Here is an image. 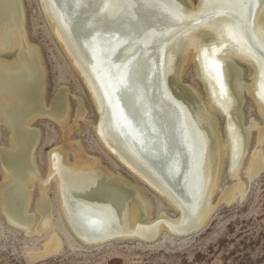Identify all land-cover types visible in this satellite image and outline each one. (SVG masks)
Instances as JSON below:
<instances>
[{"label": "bare ground", "instance_id": "bare-ground-1", "mask_svg": "<svg viewBox=\"0 0 264 264\" xmlns=\"http://www.w3.org/2000/svg\"><path fill=\"white\" fill-rule=\"evenodd\" d=\"M44 1L48 17L53 23L54 32L78 74L86 83L87 90L92 97L99 121L89 123V125L93 127L103 148L112 156L114 155L116 160L132 174L146 181L156 193L175 196L180 201L177 203L178 208L175 206L179 211V217L172 219L163 213L156 219H152L149 201L136 184L120 173H111L100 159L88 157L82 145L70 142L71 140L65 146L56 147L49 152L47 176L44 175L46 178H42L35 158L40 133L33 130L32 126L43 119L55 122L62 127L65 140L69 139L73 131V127L68 125L71 104L69 90L66 89L58 90L52 98L46 100L48 92L46 67L44 68L45 64H43L38 47L31 45L27 39L28 34L23 24L24 13L20 0H0V123L3 122L10 131L11 144L10 149L0 148V167L4 174V180L0 185V212L12 225L30 232L36 223V217L34 218L28 211L34 198L29 187L38 185L40 197L38 196L35 203V212L40 220H38L39 224L35 232L39 234L47 231L53 224V205L48 195L50 186L54 183L63 220L80 240L88 244L119 240L127 238L130 234H135L134 237L153 240L163 228L178 233L201 229L210 220L215 210L211 199L219 187V173L224 158L226 156L229 158L230 177L233 179L238 175V168L248 152L254 128L258 130V146L253 149L248 176L254 177L263 167L261 148L264 145V126L260 127L254 120L248 125L244 124L242 107L245 93H250L264 117V0H241L244 2L240 7L235 6L232 0H200L198 6H194L190 0H183L186 5L184 8H179L177 4L176 7L170 6L163 11L167 16H171L175 23L169 27H154L148 24L146 30H149V35L145 33L144 35L148 36L144 37L140 34V37L133 42L134 47L137 48V54L142 51L148 55L152 54L151 60L161 78L160 85L155 86L157 90L162 87L165 91L168 88L164 80L173 65L177 64L178 54L183 59H181L182 62L193 61L196 64L198 78L205 85L206 99L203 100L202 95L192 86H182L180 94L181 97L187 99L190 120L192 123L195 120V125L205 140V150L208 155L204 156L203 160L205 162L208 160L207 167L212 168L214 174L217 175L214 184L212 183L213 187L209 190V194L207 193L209 198L207 206L202 205V199L198 194L194 163H192L193 169L181 166L185 156L180 149L178 137L180 135L183 139L189 133L185 130L184 122L175 117L171 104H166L168 115L166 119L163 117L164 124H161L158 118V125L156 123L145 124L148 130L155 132V135L151 132L154 135L153 138L158 139L157 143L161 149L155 147V154L144 150L145 138L141 130L131 127L129 122L126 123L118 116H115L113 120L110 118L109 108L112 105V94L122 107L124 116L126 115L124 100L136 116L148 112L145 109V104L148 103V89L145 84L146 77L147 79L149 77V74H145L148 57H144L143 64L137 66L133 73L134 83L131 81L129 85L134 86L131 89L132 95H140V97L130 96L126 87L122 85L111 86L112 92H110L102 82L100 72L95 70V67L93 71H90L86 65L81 57L83 54L81 41L72 30L65 26L63 20L60 19L59 9L57 10L56 7L64 5L74 27L77 26L79 18V14L73 12L74 9L84 8L83 10H86L84 15L91 11L95 16L93 19H96V32H102L101 26L106 20L108 29L113 18L116 20L114 23L116 26L110 25L109 30L114 31L117 30L114 28L118 27L123 30L124 27L133 30L135 6H130L128 2L137 5L140 0H89L86 2L85 0H56L58 4L55 0ZM146 4L152 6L149 2H145L142 5L143 9L146 8ZM94 8L96 10L93 11ZM240 8L242 9L239 10ZM245 9L246 17L244 18L239 11ZM101 19L103 24L99 23ZM89 34L94 35L93 32ZM132 38L134 37L130 39ZM152 40H154L153 43ZM166 40H168L166 48H171L178 40L182 44L181 51L173 56V63L170 66L163 50H160V55L159 53L154 55L152 52L157 42L159 44ZM88 47L91 49V45ZM208 48L213 49V52L207 55ZM11 54L14 55V59L10 61L7 58H10ZM135 63L141 64L137 61ZM240 63L252 67L250 82L244 80V72ZM87 64L93 67L92 63ZM220 67L222 70L218 72ZM213 71H217L215 79ZM111 79H113V84H116L114 78ZM103 80L105 81V78ZM178 82L180 83V80ZM164 94L167 98L169 97L168 93ZM157 100L160 101V98ZM174 107L176 108V105ZM195 109L198 115L196 113L193 115ZM86 113L83 103L78 102L76 105L77 119L84 117ZM216 113L225 115L223 132L213 116ZM210 117L212 123L208 122V119L211 120ZM202 118L206 122L207 131H205L206 127ZM144 121L145 119L142 118V122ZM125 124L126 129H124ZM117 130L123 134L124 139H118ZM129 132L135 136L132 153H129L130 139L126 136ZM213 134L217 136L216 151L213 149ZM111 142L120 147L121 153L114 149V143L112 146ZM172 145L180 153L179 158L171 149ZM164 146H167L165 151H163ZM135 153L139 159L134 155ZM70 154L73 155L74 161H71ZM161 154L165 165L169 168L170 173L168 174H166L165 165L160 166L153 158ZM173 160L178 164H175ZM176 165L178 175L174 174ZM155 168L161 170L168 178L162 176ZM182 192L184 194L187 192L188 200ZM236 193L242 195L245 193V185L241 180L226 188L221 199L231 202L235 199ZM100 194H112L111 202L100 199ZM189 194L193 200H190ZM60 245L61 239L54 230L44 245L45 250L33 253L32 257L43 258L52 254Z\"/></svg>", "mask_w": 264, "mask_h": 264}, {"label": "rangeland", "instance_id": "rangeland-1", "mask_svg": "<svg viewBox=\"0 0 264 264\" xmlns=\"http://www.w3.org/2000/svg\"><path fill=\"white\" fill-rule=\"evenodd\" d=\"M20 1L24 13L23 24L26 33L28 34L27 39L31 45L38 47L43 59V64H45L44 68L46 67V86L48 90L46 100L52 98L58 90L66 89L69 90V102L71 104V115L68 125L70 124L69 126L73 127V131L69 139L66 138L65 140L62 127L60 125L58 126L55 122L43 119L39 120L34 126H32L33 130L40 133V141L37 145L38 148L36 147L37 149L35 150V158L42 178H46L47 176L49 152L56 147L65 146L66 143L68 144L71 140L70 142L82 145L88 157H96L100 159L104 167L111 173H120L127 180L136 184L149 201L152 219H156L163 213L172 219L178 218L179 211L176 207L178 208L177 203L180 201L175 196L172 195L173 197H171L169 195L167 196V194L161 195L156 193L153 187H151L146 181H142L137 175L132 174L122 163L116 160L114 155L112 156L111 153H108L103 148L93 127L89 125V123H97L99 121L96 107L87 90L86 83L78 74L74 64L54 32L53 23L47 14L45 1ZM86 1L89 0H85V2ZM190 1L194 6H198L200 3V0ZM145 2H149L153 7H157L161 12L167 9V7L170 8V6L174 8L177 4L179 5V8H184L186 6L183 0H140L138 5L140 4V7L142 8V5ZM128 3L130 6H136L130 2ZM56 4L58 3L56 2ZM56 7L57 10L59 9L61 12L60 14L58 10L60 19L63 20L65 26L73 31L79 41L86 42L87 45H81L83 49L81 57L89 67L90 71H93V68L95 67L90 59L91 50L88 47L90 45V38L94 37V35H100L103 40V37L106 36V39L109 38L108 40L118 39L120 41V50L114 55V59L112 60L113 66L124 67V69H126L125 72L127 71L128 74H122L119 78L116 75L115 77L111 76L114 78L116 84H113L111 80L109 83L106 81V83L109 86H125L130 96L136 98L140 97V95H132L131 89L134 86L129 85L131 81H133L132 76L137 69V66L142 65L143 61L141 59V61L138 62L137 59H139V57L137 54V48L134 47V43L126 44L130 38L125 30H109L110 25L116 26L114 25V23H116L115 18H113L114 22L113 20L111 21L108 29L106 28L107 20L105 21L106 24H103L101 19V22L99 23L103 24L101 26L102 32H96V19H93L95 16L91 11V13L89 12V14L84 15L86 12V10H83L84 8H75L73 12L78 13L79 18L77 26L74 27L71 18L68 17V14L64 9V5ZM94 10L96 9L94 8L93 11ZM133 11L135 13V9H133ZM145 31L147 30L145 29ZM89 32H93L94 35H90ZM148 32L149 30L147 31V34ZM167 41L168 40L162 43L163 46L161 48L168 65L170 66V64L173 63V56L181 51L182 44L181 41L178 40L171 48H166ZM212 52L213 49L211 48H208V51L206 50L207 55ZM207 55L206 57L208 58ZM178 56L179 57L176 60L177 64L173 65L171 71L166 75V77L169 76L167 77L169 81L165 77L164 81L166 83H164L166 88L168 87L165 90V93H168L169 102L171 104L173 102V104L170 105L171 109L175 108L174 106L176 105L175 110L183 114V117H181L180 114L179 119L184 122L185 130L189 133L187 137L189 146L194 154L193 163L196 169V186L199 191L198 194H200L202 199V205L207 206L209 202L207 193L211 187H213L212 185L214 184L217 175L214 174L212 168L207 167L208 160L206 162L203 160V157L208 155L205 150V140L200 135V130L195 125V120L193 123L190 120V113L187 109V99L181 97L180 94V91L183 89L182 86H192L198 90V93L202 95L203 100H205V85L203 81L198 78L196 64L193 61H187V63L184 61L182 62L183 59L180 58V54H178ZM7 59L10 61L13 60L14 55L11 54L10 58ZM135 61L141 64H136ZM88 62L92 63L93 67H90L87 64ZM240 66L244 72V80L250 82L253 73L252 67L245 63H240ZM98 67L100 71H103L101 64H99ZM221 70L222 68L220 67L217 71L219 72ZM181 72L182 75H180ZM216 72H212V74L215 75L213 76L214 79L217 76ZM93 75L94 74H92V76ZM108 79L109 76L105 77V80ZM179 80L180 83L178 82ZM138 83L141 84V82ZM169 84H171V86ZM137 93L139 94L138 90ZM244 96L245 101L242 107L243 119H245L244 124L248 125L254 120L260 127L264 126V117L258 110L259 107L257 103L254 101L250 93L247 94L246 92ZM78 102L83 103L87 113L84 117L77 119L76 105ZM172 110L174 112V109ZM195 113L198 115L196 109L193 115ZM175 115V117H177V114ZM209 115L210 112L208 118ZM156 116L159 122L164 124L166 114L157 113ZM213 116L218 122L220 130L223 132V124L226 120L224 119L225 115L216 113ZM182 118H184V120ZM185 118L187 119L186 121ZM202 121L206 127L205 131H207V125L203 118ZM208 122L212 123V119H208ZM190 132H192L191 135ZM9 133L10 131L7 130L6 125L3 122L0 123V148L5 149L6 147V149H10L11 144ZM257 137L258 130L257 128H254L248 152L245 154L243 161L238 168V175L233 179L230 177L229 158L228 156L224 158L223 166L219 173V187L215 191V194L213 195L214 197L211 199V204L215 207V210L212 212L213 214L211 215L210 220L201 229L178 233L163 228L153 240H147L141 237L138 238L136 236L134 237L135 234H130L127 238L119 240L113 239V241L111 240L101 244H88L80 240L63 220L60 213L55 184L53 183L50 186L48 195L53 205V224L47 231L45 230L38 234L35 232V229L39 224L38 220H40V217L35 212V203L40 197V191L38 185L34 187L30 186L29 189L33 192L34 198L28 207V211L29 214L34 216V218L36 217V223H34V227L31 229L32 233L31 230L30 232L24 230V232L23 229L12 225L7 217L0 212V264H264V145L261 148L263 154L262 170L252 178L248 176L250 160L254 152L253 149L258 146ZM127 138L130 139L128 142L129 153H132V145L135 144V136L132 132H129ZM212 138L213 149L216 151L217 136L213 134ZM113 143L114 142H111L112 146ZM115 145L117 144L114 143V149L121 153V150L119 149L120 147L118 145L115 147ZM159 149H161L160 146ZM171 149L179 158L180 153L173 147V145ZM134 155L138 158L137 153ZM70 159L71 161H74L72 154H70ZM174 159H176L175 156ZM1 168L2 167H0V185L4 180V174ZM156 171L165 178H168V176H166L161 170L156 169ZM174 174L178 175L177 169H174ZM239 180L245 185L244 195L236 193L235 199L231 202L228 200H222V194L226 188L238 183ZM175 192L177 191L175 190ZM111 198L112 194H100V199L104 201L111 202ZM104 224H106V222ZM52 230H55L61 239V245L59 248L52 254L46 255L43 258H33V253H39L45 250L44 245L50 233L53 232Z\"/></svg>", "mask_w": 264, "mask_h": 264}, {"label": "water", "instance_id": "water-1", "mask_svg": "<svg viewBox=\"0 0 264 264\" xmlns=\"http://www.w3.org/2000/svg\"><path fill=\"white\" fill-rule=\"evenodd\" d=\"M232 2L235 6L240 7L242 2H244V1L232 0ZM145 7H146L145 9L141 8L140 4L139 5L137 4L135 6V19H133V23H132L133 24L132 26H134V29H133L134 31L129 29L128 27H124L126 34H128L130 38L134 37V38L128 40V42L126 44L135 42L137 40V38L140 37L139 36L140 34L144 35L145 33H147L148 30L145 31V29L148 26V24H151L154 27H157V26L169 27V25L175 23V21L173 20V18H171V16H167L166 14H164V12H161L157 7H153V6H150L147 4ZM242 8H240L239 10H241ZM153 9H155L156 12ZM239 13L244 18L246 17V9L242 10L241 12L239 11ZM124 25H126V24H124ZM150 28H153V27H150ZM114 29H120V28L118 27V28H114ZM162 29H166V28H162ZM166 31H168V29H166ZM148 35H144V37H146ZM103 38H104V40L101 39L100 35H94V37L90 38L89 42L91 45V49H90L91 50L90 51L91 61L94 63L95 70L100 72V78H101L102 82L104 83L105 87H107L108 90L110 92H112L111 86H109L105 81H107L109 83L110 80L113 81V79H110V78H112L111 76L115 77V75H116L119 78L120 75H122V74L125 75V73H127V71L125 72L126 69H124V67H122V66H113L112 60L114 59V55L120 50V46H121L120 41L118 39L108 40L109 38L106 39V36H104ZM153 41L154 40H152L151 42L153 43ZM160 43L158 44V42H157L156 44H158V45L155 44V47L152 50V52H154V55H156L158 53H159L158 55H160V50H162L161 47L163 46L162 43L161 44ZM85 44H86L85 41L81 42L82 46ZM151 55L152 54L148 55L144 51L138 52V57H139L138 62H140V60L143 59L144 57H148V61H147V65H146V73H145L147 75L149 74L148 79L146 77V80H145V84H146V87L148 89V91H147L148 103L145 104V109L148 112L143 113L140 116H136L133 113V111L129 108V106H127L126 100H124L125 110H126V112H125L126 115L124 116L123 115L124 112L122 111V107L117 102L114 94H112V97H111L112 98V105L110 106L109 109H110V118L112 120L116 118L115 116H118L119 119L126 121V123L129 122L131 127L138 128L139 130H141L142 136L145 138V142L143 143L144 150L146 152H151L152 154H155L154 148L155 147H157V149L159 148L158 143H157L158 139L153 138V136L155 135V132H153V130H151V131L148 130L146 125H151L152 123H156V124L158 123V120L156 117L157 113L158 114L163 113L164 115L165 114L168 115L167 110H166V104H171V103L169 102V99L164 94L165 91L163 90V88L161 87L159 90H157L155 87L156 84L158 85L161 82L160 81L161 78H160L159 71L156 69L153 61L151 60ZM99 64H101L103 71H100V69L98 67ZM134 68H133V70H134ZM104 74H105V76H104ZM107 76H109V79L104 81L103 79ZM132 80H133V76H132ZM162 90L164 91V93ZM153 93H154V95H153ZM157 96L160 98V101L159 100L156 101V99H159ZM175 114H177V117L179 119L180 113L177 112L174 108V115ZM142 118H143V120L145 119V121H144L145 123L142 122ZM124 127H125L124 129H126V124L124 125ZM161 131L163 132V130H161ZM117 134L119 135L118 139H120V138L124 139L122 136L123 134L119 130H117ZM126 136L128 137V134H126ZM178 141L180 144V149L183 152V155L185 156V158H183V160H182V165H181L182 168L188 167L189 169H193L192 163H193V159H194V156H193L194 154H193V151L188 144V137H183V139H182L181 136L179 135ZM166 148H167V146H164L163 151H165ZM144 150L142 149V151H144ZM153 158L160 166H164L166 164L162 154L156 155ZM173 162L175 164H178L177 161H175V160H173ZM177 168H178L177 165L174 166V169H177ZM165 171H166V174L170 173L169 168H167V165H165ZM180 184H181V182H180ZM180 188H181V186H180ZM182 194L186 198L187 192H186V194H184L182 192ZM189 198H190V200H193V198L191 197L190 194H189ZM186 199L188 200V198H186Z\"/></svg>", "mask_w": 264, "mask_h": 264}]
</instances>
